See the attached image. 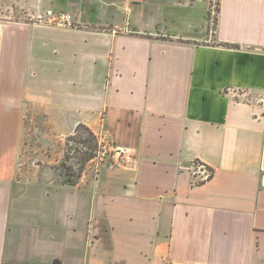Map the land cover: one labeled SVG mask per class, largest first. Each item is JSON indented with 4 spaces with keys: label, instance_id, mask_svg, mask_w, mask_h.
I'll return each instance as SVG.
<instances>
[{
    "label": "crops",
    "instance_id": "0c3cea01",
    "mask_svg": "<svg viewBox=\"0 0 264 264\" xmlns=\"http://www.w3.org/2000/svg\"><path fill=\"white\" fill-rule=\"evenodd\" d=\"M210 1L0 18V264H264V0ZM79 125L125 162L51 167Z\"/></svg>",
    "mask_w": 264,
    "mask_h": 264
},
{
    "label": "rangeland",
    "instance_id": "374dc122",
    "mask_svg": "<svg viewBox=\"0 0 264 264\" xmlns=\"http://www.w3.org/2000/svg\"><path fill=\"white\" fill-rule=\"evenodd\" d=\"M25 1L26 0H0V18L5 19V15L10 18L24 16V12L21 10H24ZM216 6L217 0H211L209 17L210 9L215 10L214 16H216ZM88 136L89 135H87L82 129L78 128L73 132V134L65 137L63 139V144L60 147V152L55 155V162L52 163L53 166L51 167L57 166L58 168L60 166L61 168H69L71 171L70 178L73 180L83 171L95 172L99 165L105 162H110L108 155L103 161H101V158L96 157V136V142L92 139V137ZM87 155L92 156V158H90L91 161L86 159ZM34 164L37 165V163Z\"/></svg>",
    "mask_w": 264,
    "mask_h": 264
},
{
    "label": "built area",
    "instance_id": "2783aa9c",
    "mask_svg": "<svg viewBox=\"0 0 264 264\" xmlns=\"http://www.w3.org/2000/svg\"><path fill=\"white\" fill-rule=\"evenodd\" d=\"M215 10L210 9V20L213 24V21L215 19ZM50 20L56 24L60 25H71V14L59 11L57 13H54L52 11H49ZM212 31V30H211ZM97 139V151H96V157L101 158V161L105 159V157L108 155L109 160L113 163L116 162V164L124 163L125 159L123 157V152L111 143V141L108 139V137L105 134H98L96 135Z\"/></svg>",
    "mask_w": 264,
    "mask_h": 264
},
{
    "label": "trees",
    "instance_id": "16d2710c",
    "mask_svg": "<svg viewBox=\"0 0 264 264\" xmlns=\"http://www.w3.org/2000/svg\"><path fill=\"white\" fill-rule=\"evenodd\" d=\"M217 4H218V1H217ZM217 8H218V5L216 6V13H217ZM216 20H217V18H216V16H215V19H214V21H215V23H216ZM78 128H80V129H82L87 135H89L88 137H92V139L95 141V136L96 135H94L86 126H84V125H79V126H77V128L75 129V131L78 129ZM96 142V141H95ZM96 145H97V143H96ZM90 158H92V156L91 155H87L86 156V159H89V160H91Z\"/></svg>",
    "mask_w": 264,
    "mask_h": 264
},
{
    "label": "water",
    "instance_id": "95a60500",
    "mask_svg": "<svg viewBox=\"0 0 264 264\" xmlns=\"http://www.w3.org/2000/svg\"><path fill=\"white\" fill-rule=\"evenodd\" d=\"M262 179H263V181H262V185L264 186V175H263V178H262Z\"/></svg>",
    "mask_w": 264,
    "mask_h": 264
}]
</instances>
